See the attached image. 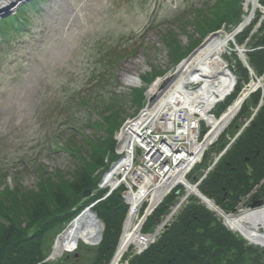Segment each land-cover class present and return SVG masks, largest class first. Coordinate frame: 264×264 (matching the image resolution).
<instances>
[{
  "label": "rangeland",
  "instance_id": "374dc122",
  "mask_svg": "<svg viewBox=\"0 0 264 264\" xmlns=\"http://www.w3.org/2000/svg\"><path fill=\"white\" fill-rule=\"evenodd\" d=\"M218 1L39 0L34 9L31 0L19 4L15 14L0 16H15L20 7L27 11L22 32L0 39V205L14 210L12 197L39 190L43 179H69L81 159L105 146L136 113L132 94L141 93L146 101L156 80L159 88L174 72L177 78L184 75L182 64L206 39V21ZM239 1L249 13L246 0ZM261 9L256 10L264 13ZM235 34L223 53L230 65L237 56ZM241 43L248 48V42ZM110 91L122 100L120 123L106 134L87 123L103 112ZM244 119L230 122L235 121V131ZM221 141L228 142V136ZM245 202L235 214L251 207Z\"/></svg>",
  "mask_w": 264,
  "mask_h": 264
},
{
  "label": "trees",
  "instance_id": "16d2710c",
  "mask_svg": "<svg viewBox=\"0 0 264 264\" xmlns=\"http://www.w3.org/2000/svg\"><path fill=\"white\" fill-rule=\"evenodd\" d=\"M38 1H34V9L37 8ZM259 3L264 6V0H259ZM215 6H213L214 16L206 21L210 24L208 32L222 27L231 30L241 21L243 14L241 1L219 0ZM20 8L15 16L10 15L0 19V39L6 40L13 34L22 32L27 21V11ZM262 17L264 14L256 10L250 23L235 37L238 43L248 38L246 61L256 75L264 73V18ZM257 23L259 24L256 26ZM231 65L237 78V85L225 102L216 106L215 112L218 114L249 80L247 67L236 56L233 57ZM132 100L138 108L144 103L141 93L132 94ZM260 100L262 104L252 119L198 185L203 194L226 211L236 208L242 198L255 188L253 196L264 203V92L262 94L259 89L251 92L244 99L235 121L238 122L240 118L247 119ZM121 101V97L116 94H109L103 112L94 121L90 119L91 122L87 125L103 130L106 134L113 132L112 127L117 128L120 123L118 120ZM235 121L229 125L226 134L233 135L237 131L234 130ZM242 124L243 122L240 121L239 125H236L237 129ZM115 144V139L111 137L106 141L105 146L94 147V153H91L88 160H80L81 163L76 165L69 179L58 180L59 183L52 181L53 179H43L39 190L19 195V198L12 197L10 203L14 210L4 202L0 205V264L109 263L118 244L127 208L121 196L122 187L114 190L106 198L98 200L92 207L103 223L98 245L90 247L81 244L75 253L65 255L56 263L43 259L53 236L85 205L102 195L103 190H99L87 198H82L83 191L88 187L94 189L100 173L115 160ZM219 149L218 144L211 146L198 168L194 170L198 173L207 165L209 153L218 152ZM174 198L173 194L168 195L147 217L144 230L150 229L157 222L174 202ZM206 236L213 237L210 239L213 245L230 240L233 247L240 249L241 252L245 248L250 251L255 250L229 231L196 197H190L157 241L140 254L130 257L127 264H165L168 260L170 264L183 262L192 264L189 255L196 251L197 242Z\"/></svg>",
  "mask_w": 264,
  "mask_h": 264
},
{
  "label": "built area",
  "instance_id": "2783aa9c",
  "mask_svg": "<svg viewBox=\"0 0 264 264\" xmlns=\"http://www.w3.org/2000/svg\"><path fill=\"white\" fill-rule=\"evenodd\" d=\"M199 87L188 84L181 90L170 89L153 106H145L136 116L127 119L116 135L118 159L104 173L98 187L108 188L104 198L119 185H124L127 222L133 225V229L139 226V211L144 205L148 211L151 204L159 203L171 190L176 189L178 193V187L190 186L187 174L215 139L207 142L214 129L212 122L217 120L212 113L214 104L203 109V103L192 102L186 94L196 92ZM202 123L207 127L203 133ZM205 175L206 171L196 184ZM174 210L166 215L152 234L137 233V251L152 242Z\"/></svg>",
  "mask_w": 264,
  "mask_h": 264
},
{
  "label": "bare ground",
  "instance_id": "6f19581e",
  "mask_svg": "<svg viewBox=\"0 0 264 264\" xmlns=\"http://www.w3.org/2000/svg\"><path fill=\"white\" fill-rule=\"evenodd\" d=\"M19 1L20 0H0V10L12 4L17 5ZM15 5L13 7H15ZM246 5H249L250 11L241 21L238 28L230 34L223 35L221 32H216L209 35L203 44L199 48H196L191 56L182 64L185 74L177 80L178 82L176 83L175 89L181 90L186 82L200 83V87L196 92H186V94L192 102L203 103V109L211 108L213 104L223 99L232 90L234 79L224 65L223 53L227 50L228 42L232 35L248 24L256 9H261L259 0H246ZM262 9H264V7ZM236 52L238 57L244 62L245 57L242 47H238ZM126 80L133 82L135 78L133 76H128ZM158 83V80H156L151 85L149 89L150 94L158 91ZM258 86V82L250 83L248 87L244 88L231 104L228 105L225 111L220 114V117L212 122L214 129L207 137V142L213 140L216 134L220 130H223L226 125L234 119L244 98L250 91ZM188 192L197 194L193 186L188 189ZM224 217L229 225L238 230L248 241L264 247V204L250 207L237 214H235V212L227 214L224 215ZM100 232L101 222L94 215V212L90 208L83 209L57 236L52 247L51 257L55 258L65 251L73 250L80 240L89 244L95 243L100 237ZM135 235L136 229L131 230L129 224L126 223L109 264L120 263L121 257L128 246L132 242L137 243Z\"/></svg>",
  "mask_w": 264,
  "mask_h": 264
},
{
  "label": "flooded vegetation",
  "instance_id": "af4514ba",
  "mask_svg": "<svg viewBox=\"0 0 264 264\" xmlns=\"http://www.w3.org/2000/svg\"><path fill=\"white\" fill-rule=\"evenodd\" d=\"M210 239L213 237L206 236L197 242L196 251L189 255L192 264H264V251L245 248L241 252L230 240L213 245Z\"/></svg>",
  "mask_w": 264,
  "mask_h": 264
},
{
  "label": "water",
  "instance_id": "95a60500",
  "mask_svg": "<svg viewBox=\"0 0 264 264\" xmlns=\"http://www.w3.org/2000/svg\"><path fill=\"white\" fill-rule=\"evenodd\" d=\"M25 1H28V0H20L19 3H17V5L15 4H12L11 6L9 7H5L4 9L0 10V16H5V15H8L11 13V11L13 9H15L19 4L25 2ZM15 5V7H13ZM214 34V33H213ZM201 46V45H200ZM192 54V53H191ZM191 54L187 57L189 58L191 56ZM176 78V72H174L172 75H170L163 83L162 85L159 87L158 91L156 93H153L150 97H149V102L150 103H153L157 100V98L168 88V86L175 80ZM251 118V117H250ZM249 118V119H250ZM248 119V120H249ZM263 120H264V117H263ZM243 129V126L239 129V131L237 132V134L239 132H241ZM91 194V188H87L83 191V194H82V197L85 198V197H88L89 195ZM262 201L261 200H254L252 201V203L250 204L251 207H254V206H259V205H262ZM89 206V205H88ZM166 264H170L169 261H167Z\"/></svg>",
  "mask_w": 264,
  "mask_h": 264
}]
</instances>
